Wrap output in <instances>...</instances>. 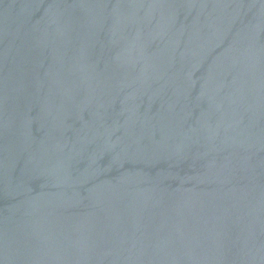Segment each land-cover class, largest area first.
<instances>
[{
    "label": "water",
    "instance_id": "1",
    "mask_svg": "<svg viewBox=\"0 0 264 264\" xmlns=\"http://www.w3.org/2000/svg\"><path fill=\"white\" fill-rule=\"evenodd\" d=\"M0 264H264V0H0Z\"/></svg>",
    "mask_w": 264,
    "mask_h": 264
}]
</instances>
